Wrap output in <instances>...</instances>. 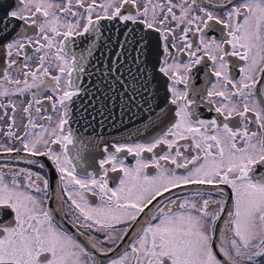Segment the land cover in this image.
I'll return each mask as SVG.
<instances>
[{
	"label": "snow or ice",
	"instance_id": "1",
	"mask_svg": "<svg viewBox=\"0 0 264 264\" xmlns=\"http://www.w3.org/2000/svg\"><path fill=\"white\" fill-rule=\"evenodd\" d=\"M0 53V264H264V0H0ZM97 94L160 131L93 168Z\"/></svg>",
	"mask_w": 264,
	"mask_h": 264
},
{
	"label": "water",
	"instance_id": "2",
	"mask_svg": "<svg viewBox=\"0 0 264 264\" xmlns=\"http://www.w3.org/2000/svg\"><path fill=\"white\" fill-rule=\"evenodd\" d=\"M87 44V40H77L73 44V50L79 51L83 49ZM90 83V82H89ZM153 87H156L154 85ZM160 87V96H164V81L161 80L159 82ZM95 99L91 100V105L94 103ZM89 105L88 97H85L82 101V107H84V117L80 120L79 125H75L80 129L78 135L82 138H89L95 143L97 146L95 151L89 154L88 159L91 162L92 166L95 161L98 159V156L102 153L100 150L105 144H110L113 141H118L121 138L131 137L135 140L138 136L150 137L155 136L159 133V127L156 128H148L145 129L144 123H142L139 119L133 116V119L130 121L128 119V115L121 116V113L118 108L117 114L113 113L111 118H98L97 114L94 115V112L91 110L92 106ZM159 112V109H157ZM129 115H133L129 113ZM168 116L167 106H165L164 113L160 114V122H163ZM95 117V120L92 119ZM91 122L90 127H85ZM166 126V125H165ZM142 140V139H141ZM76 236V235H75Z\"/></svg>",
	"mask_w": 264,
	"mask_h": 264
},
{
	"label": "flooded vegetation",
	"instance_id": "3",
	"mask_svg": "<svg viewBox=\"0 0 264 264\" xmlns=\"http://www.w3.org/2000/svg\"><path fill=\"white\" fill-rule=\"evenodd\" d=\"M2 68H3V54L0 53V69H2ZM236 74L238 75V71H237ZM0 79H2V76H0ZM85 79H87V78H85ZM262 82H264V81H262ZM201 83H203V80H202L201 77H198V78H197V85H199V84H201ZM258 87H259V86H258ZM98 96H99V94H97V98H96V99H97V101L99 102V105H100V101H99ZM25 100H27V97H25ZM17 103H20L19 98H17ZM45 106H46V107H49V106L47 105V103H46ZM200 111L202 112V116H203L204 118H210V117H214V116H215L214 113H208L206 108L203 109V110H200ZM117 112H118V106H113V113L117 114ZM8 115H11V112H10V111L8 112ZM97 117H98V118H101V116H99L98 114H97ZM0 120H2V122H3V126H6V125H7L8 120H7V117H6V116H5V117H0ZM38 123H39V121H38ZM17 125L22 127V125H21V115H20V113H17ZM253 127H254V126H253ZM5 142H6V141H5ZM139 142H142V140H140ZM105 145H106V144H105ZM110 150H111V149H110ZM146 155H147V154H146ZM102 156H103V153H101L100 156H98V159H99V158H102ZM40 159H41L46 165L50 164V162L47 161L46 158L41 157ZM5 160H6V157H5ZM126 163H128V164L131 166V165H134V164H135V160H134L133 157L128 156V157H127V160H126ZM92 167L95 168V167H96V164L94 163V165H93ZM148 171H149L150 173H153V174H154L153 169H149ZM54 175H55V174H54V170H52L51 168H49V169H48V176H49V178H50V183H52L53 187H56V186L58 185L59 182H58V180H55V179H54ZM118 177H119V174H118V173H117V174H112V181L110 182V186L114 187V186L116 185V183H118ZM188 190H189V191H195L196 189H195V188H189ZM226 191H228V193H229L230 196L232 195V193H231V189L226 188ZM92 199H93V201H96V198L93 197ZM96 202H98V201H96ZM46 207H48V208H50V209L52 210V212H53V216H54V221H55L58 225H59V224H62L63 227H64L65 229H67L68 232H70V233L73 234V235H76L77 240H78L80 243H82V244H85V243H86L85 240H84V238L81 237V236H79V235L77 234L76 229L73 228V227L71 226V224L68 223L67 219L63 216L62 212L58 210V207H57V204H56L55 196H53V198L48 202V204L46 205ZM0 224H8L9 226H14V214L11 212V210H7V209H5V210H0ZM127 243H128V239L125 238L124 244L121 245V248L125 247V246L127 245ZM116 251L119 252L120 249H117ZM97 255H98V254H97ZM110 255H115V253H110ZM45 258H46V259H50V258H51V257H50V254H46L45 257H42V259H45ZM101 258H102V259H105V262H106V259H107V258H103V257H101Z\"/></svg>",
	"mask_w": 264,
	"mask_h": 264
},
{
	"label": "bare ground",
	"instance_id": "4",
	"mask_svg": "<svg viewBox=\"0 0 264 264\" xmlns=\"http://www.w3.org/2000/svg\"><path fill=\"white\" fill-rule=\"evenodd\" d=\"M99 108H100L99 102L97 101V99H95L94 103L92 104V108H91V110L94 112V115L97 114Z\"/></svg>",
	"mask_w": 264,
	"mask_h": 264
}]
</instances>
